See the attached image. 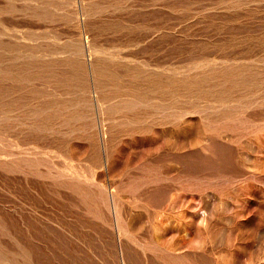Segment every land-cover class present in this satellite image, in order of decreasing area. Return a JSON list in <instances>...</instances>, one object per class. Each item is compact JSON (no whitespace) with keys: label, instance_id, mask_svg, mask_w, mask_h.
I'll use <instances>...</instances> for the list:
<instances>
[{"label":"rangeland","instance_id":"374dc122","mask_svg":"<svg viewBox=\"0 0 264 264\" xmlns=\"http://www.w3.org/2000/svg\"><path fill=\"white\" fill-rule=\"evenodd\" d=\"M0 264H264V0H0Z\"/></svg>","mask_w":264,"mask_h":264}]
</instances>
